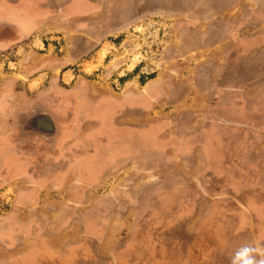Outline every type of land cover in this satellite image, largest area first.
Segmentation results:
<instances>
[{
    "label": "rangeland",
    "instance_id": "1",
    "mask_svg": "<svg viewBox=\"0 0 264 264\" xmlns=\"http://www.w3.org/2000/svg\"><path fill=\"white\" fill-rule=\"evenodd\" d=\"M207 15L209 22L210 14ZM240 17L243 13H236L235 19L242 21ZM174 21L175 18L164 20L159 15L143 19L137 30H126L118 38H112L111 45L102 46L80 61L82 64L77 66L78 62L72 66L88 70L86 74L79 71L83 73V87L61 91L60 87L66 86L71 90V85L61 83L53 93L52 107H44V111L58 119L55 133L59 134V139L76 137L79 140L80 135H85V143L70 148L63 146L66 142H59L52 156L44 152L41 158H36L37 168L28 167L35 155L24 152L25 142L20 140L19 132L22 116L34 111L33 104L40 96L30 91L28 79H35L40 73L45 58L65 53L66 45L59 35L49 40L52 46L46 45L45 49L37 43L0 47V181H8L0 182V264H182L185 255L180 247L182 240L176 238L174 243H168L167 235L158 233L162 227L171 228L172 222L164 219L166 212L163 211L175 214L185 207L188 225L195 214L212 211L211 201L207 196L197 206L201 191L194 184L172 189L167 182H194L199 178L217 187L233 180L244 189L242 172L234 174L235 179L233 174L217 167L213 178L200 174L203 162L208 168L211 165L206 152L201 151V142L194 137L199 136L195 134L201 127L206 128L208 134L223 133L231 144L222 154L220 165L227 166L233 160L239 162L237 156L242 155L243 159V150L235 147L244 146L248 135H253L261 126L264 133L263 92L259 93L263 98L258 101L263 104L257 105L253 100L258 93L255 91L264 89V76L259 75L264 72V61L260 71L252 63L244 77L237 73L220 78L216 75L223 71V64L220 66L213 54H217L221 62L225 47L212 49L214 41L222 38L217 36V29L179 30L174 28ZM256 22L254 25L260 27L249 32L234 30L235 39H239L240 34L256 33L264 28V20ZM221 31L224 37L226 30ZM179 36L184 39V47L192 46V50L198 48L195 42L204 41L200 46L201 61L195 54L180 59L181 54L191 52L179 49ZM38 38L45 40L40 35L34 40ZM170 42L173 43L168 45ZM173 65L176 69H184L185 76H180L178 72L182 71L178 70L172 77L167 75ZM200 65L202 68H198ZM148 82L149 87H146ZM220 86L254 89L246 94L219 93L214 87ZM205 88H212V91L200 94L191 91ZM148 90L154 94L155 107L141 105L137 100L139 96L145 97ZM109 94L117 104L131 99L136 104H123L121 109L112 104L106 111L107 107L99 99ZM49 95L44 100L50 101ZM244 95L252 96L254 102L248 104L249 110L254 109L249 112L250 117L242 107L232 109V102ZM234 112L235 119L229 120ZM197 116L201 118L199 121ZM212 116L219 118L222 124L212 125ZM111 120L117 131L125 136L121 148L127 155L116 171L97 173L95 177L90 175L89 181L84 183L79 174L85 164L83 157L98 155L100 145H103L102 151L105 150L106 135L112 134L109 128L115 127L109 124ZM170 120H180V123L171 125ZM152 121L155 132L151 131V125L148 129L145 125ZM232 122H236L234 131ZM257 144L254 141L256 147L252 151L258 150ZM249 152L247 149L246 154ZM58 155L64 157H60V161L54 159ZM24 164L25 169L21 167ZM72 164L76 167H71ZM30 169L40 181L29 178ZM34 184L42 186V191L34 196L39 201L36 206L32 204L34 199L20 201L22 193L31 191ZM158 185L163 187L158 188ZM191 227L193 230L194 224ZM157 234L159 237H155ZM223 235L222 245L218 236L215 248L227 245L229 254H224L227 264H234V261L246 264L248 256H244V249L253 245L246 226L229 219ZM184 240L190 241L191 237ZM255 257L264 259L261 255Z\"/></svg>",
    "mask_w": 264,
    "mask_h": 264
},
{
    "label": "crops",
    "instance_id": "2",
    "mask_svg": "<svg viewBox=\"0 0 264 264\" xmlns=\"http://www.w3.org/2000/svg\"><path fill=\"white\" fill-rule=\"evenodd\" d=\"M236 13L245 14L244 18L240 17L242 21L235 20ZM203 14L205 15L203 16ZM207 14H210L209 22L207 20ZM155 15L163 17L164 20L175 18L174 28H178L179 30L217 29V36L222 38L214 41L212 49L215 47H225L222 63L218 60L219 57L217 54H213L218 64L220 66L223 64V71L216 75L220 78L223 76L232 77L231 74L235 75L237 73L241 77H244L247 70L252 67V63H255L254 67L257 66L258 71L262 68L261 62L264 61V28L262 30H256V33L240 34L239 39L237 37L235 39L234 30L249 32V30L260 27L256 24L254 25V23L264 20V0H1L0 47L37 43V45H42L45 49L46 45L52 46V43H48V41L56 39V36L60 35L64 39V44L66 45L65 53L56 58H45L42 65L43 69L40 73L35 76V79H28L30 91L40 93V96L46 97L51 92L56 93L54 91L61 83L71 85V90L68 89L69 86H66L60 87L61 91H75L79 87H83V73L79 71H83L86 74L88 70L72 66L78 62L77 66L82 64L80 61L84 60L92 52L99 50L102 46L111 45L112 38H118L129 29L137 30L143 19L146 20ZM224 29L226 30L225 34L227 37L226 35L224 37L221 36V30ZM36 35L45 37L43 38L45 40H41L40 38H38V41L36 39L34 40ZM183 43V37L179 36L178 44H181L182 47ZM194 44L198 48L194 50L190 48L187 51L191 53L187 55L181 54L180 59H186L190 54L199 55L201 52L200 46L204 45V41L202 40L200 43L195 42ZM198 59L201 61L202 57L199 55ZM201 65L198 68H202ZM176 70L182 71L181 73L178 72L180 76H185L184 69H176L174 65L173 69L168 70L166 74L173 76ZM259 75L264 76V72H259ZM154 81L155 79H152L151 82L154 83ZM73 84L76 86L75 89L72 87L74 86ZM148 85L149 82L146 87H149ZM214 88L216 91L218 88L219 93L232 94H246L254 89L253 87L250 90L243 86H220ZM80 90L82 91L83 88H80ZM191 91L195 93H206L211 92L212 88ZM255 92L258 93L253 97L254 102L257 105L263 104L258 101H261L263 98L264 89L262 88ZM260 92H263V94H259ZM153 95V92L148 90L145 97L139 98V96L137 100L140 101L141 105L145 103L148 106L155 107L156 103L153 100ZM113 97L112 94L101 96L100 101L107 107L106 111L108 106L112 104L120 107V109L123 104L132 106L136 104L132 99L129 100L130 102L120 101L117 104L116 101H112ZM251 100L252 96L244 95L240 99L232 102V109L235 110V108L242 107L247 111L246 114L248 115L246 116L250 117L249 112L254 110L253 108H251L253 110H249L250 107L248 108V104L253 102ZM257 105L255 106L257 107ZM235 116L236 113L234 112V115L228 119L234 120ZM196 118L198 121L201 119L198 116ZM210 118L212 125L222 124L219 118L215 116ZM168 123L176 125L180 123V120H170ZM206 123L207 121L202 122V124ZM235 123L232 122V125ZM243 123L245 124V122ZM258 123L261 124V121H258ZM109 124L115 125V127L109 128L112 134L109 136L106 135L105 150L102 151L104 148L103 145H100L98 155H83L85 164L82 166V169H79V172H82L84 175V183L89 181L90 175L95 177L97 173L106 174L113 170L116 171L124 156L127 155L124 154L121 148L122 139L125 137L123 132L119 133L117 131L116 124L113 120ZM164 124L165 122L158 125ZM145 125H147V129L151 125V131L155 132V122H146ZM227 125L229 124L227 123ZM234 128L235 125L231 129L234 131ZM261 128L263 127L261 126ZM260 129H257V131L254 130V134H251L252 136L248 135L249 137L246 141L248 145L245 143L240 149L239 147H235L238 151L243 150V159L241 157L242 155L240 157L237 156V159H240L239 162L233 160L227 166L220 165V159L222 158V154L228 151L227 149L231 141L224 138L223 133H218L217 135L215 131L212 134H208L205 131L206 128L201 127L198 134H195L199 136L194 137L196 141L201 142V151L206 152L211 165L208 168L203 162L200 165V174L202 176L206 174L204 177L208 176L213 178L217 167L218 169L223 168L225 173L233 174L235 179V175L242 172L243 183L241 185L246 190L241 189L240 185H235L233 180L232 182H223L222 185H218L217 187H215L216 185L213 186L211 184L212 182H202L199 178L194 182H186L185 180L182 182H167L166 185L172 189L178 187L185 188L194 184L201 191L200 201L196 203L197 206L203 202V199H207V196L210 197L211 201L210 208L212 211L204 214L203 212L201 214H195L188 225V216L185 207H183V211L175 214L167 213L166 210L163 211L166 212L163 213L164 219L172 222L169 225L171 228L166 230L162 227L158 233L160 232L162 236L167 235L165 239L168 238V243H174L176 238L182 240L180 247L185 254L182 264H187V262L188 264H227L228 262L224 257V254H229L227 245L217 249L215 247L218 236L220 245H222L224 241L223 233L225 223L229 219L237 220L243 226H246L253 240V245L249 247L258 249L259 251L253 252V254L255 256L261 255L264 258V133ZM232 135V139L234 140V133ZM84 137L85 135H80L79 137V140L83 143H85ZM72 140L75 141L77 138L73 137L70 139V137H64L59 139L58 137L56 145L58 146L59 142H66L63 146H67V143ZM254 141H257V145H259L256 151H252L256 147ZM76 145L78 144H70V148H75ZM246 146L248 147L246 148ZM247 149L248 152L250 151V155L246 154ZM230 151L234 152L233 149H229ZM253 152L256 154H251ZM196 154L199 155L198 152ZM60 157L63 158L64 155H58L54 159L59 160ZM73 160L74 156L72 157V162ZM71 167H76V165L72 164ZM161 186L158 185V188H161ZM130 203L134 202L131 201ZM168 212H170V208H168ZM152 216L155 217V214ZM191 224L195 226L193 230L191 229ZM172 226L174 227L172 228ZM187 236L191 237L190 241L184 240ZM155 237H159V235L157 234ZM185 242L186 244H184ZM250 255L244 252V256H248L249 258ZM243 261L245 262V260Z\"/></svg>",
    "mask_w": 264,
    "mask_h": 264
},
{
    "label": "flooded vegetation",
    "instance_id": "3",
    "mask_svg": "<svg viewBox=\"0 0 264 264\" xmlns=\"http://www.w3.org/2000/svg\"><path fill=\"white\" fill-rule=\"evenodd\" d=\"M246 8H248V6H246ZM246 12H248V10H246ZM244 16H245V14L243 13V18H244ZM172 43L173 42H170V43H168V45H171ZM188 44H190V43H188ZM177 45L179 46V49L181 51H187L190 48H192V46L188 47V48L186 46L184 47V43H183L182 47H181V44H177ZM182 53H184V52H182ZM49 96L51 98L50 101L44 100L48 97V95L46 97L39 96L33 104L34 108L32 107V109H34V111L33 112H25L24 115L22 116L23 120H21V122L19 123V132L21 135L20 140L25 142L24 152L25 153L31 152L33 156L35 155L34 156L35 159H33V162L30 161V165L28 167H31L33 165L34 168H37L38 164H37L36 158L37 157L41 158L43 155L42 153H44V152L46 155L52 156V152L54 151L53 148L57 147L56 141L58 140L59 134L55 133V127H56L58 119L55 118V116H53V114L49 113L48 111H44V107H48V106L52 107V105L54 103L55 94H53L51 92V94ZM8 97L9 96H7V98ZM26 107H27V105L24 106V108H26ZM72 138H70V139H72ZM80 142H81L80 140L78 142H77V140H75V141L72 140V141L67 143V146H70L69 144H73V143L78 144ZM28 145L30 146L29 148H27ZM77 146L79 147L80 145H77ZM21 167H23L25 169L26 165L24 164ZM28 171H29V174H28L29 178H32L34 180H37L39 178V177L37 178V176H35L33 170L30 169ZM79 174H80L81 181L83 182L84 181V177H83L84 175L82 172L81 173L79 172ZM38 181H40V178L38 179ZM0 182L8 183V181H6L5 179L1 180ZM30 190L31 191H29V192H24L25 194L22 193V196L20 197V201L21 200L25 201L28 199L29 200L34 199V196L37 195L39 193V191L40 192L42 191V186L34 184V186H32V188ZM38 203H39L38 199H34V202H32V204H35V206ZM0 219H2V218H0ZM5 233H7V231L4 230L3 231L4 236H6ZM28 234H29V236H31L30 232ZM36 235H37V232H36ZM35 238H37V237H35ZM7 246H9V244H7Z\"/></svg>",
    "mask_w": 264,
    "mask_h": 264
},
{
    "label": "clouds",
    "instance_id": "4",
    "mask_svg": "<svg viewBox=\"0 0 264 264\" xmlns=\"http://www.w3.org/2000/svg\"><path fill=\"white\" fill-rule=\"evenodd\" d=\"M244 251L246 253L251 254L253 252H258L259 250L251 247H245ZM234 264H236L235 261ZM246 264H264V259L257 260L255 256L250 255L249 258L246 260Z\"/></svg>",
    "mask_w": 264,
    "mask_h": 264
},
{
    "label": "trees",
    "instance_id": "5",
    "mask_svg": "<svg viewBox=\"0 0 264 264\" xmlns=\"http://www.w3.org/2000/svg\"><path fill=\"white\" fill-rule=\"evenodd\" d=\"M3 47H5V46H3Z\"/></svg>",
    "mask_w": 264,
    "mask_h": 264
}]
</instances>
